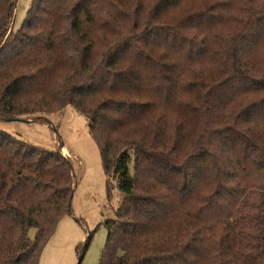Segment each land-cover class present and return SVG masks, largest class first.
<instances>
[{"label":"trees","instance_id":"16d2710c","mask_svg":"<svg viewBox=\"0 0 264 264\" xmlns=\"http://www.w3.org/2000/svg\"><path fill=\"white\" fill-rule=\"evenodd\" d=\"M16 3L0 120L86 117L120 194L100 264H264V0H33L14 31ZM74 184L0 130V264H39Z\"/></svg>","mask_w":264,"mask_h":264},{"label":"rangeland","instance_id":"374dc122","mask_svg":"<svg viewBox=\"0 0 264 264\" xmlns=\"http://www.w3.org/2000/svg\"><path fill=\"white\" fill-rule=\"evenodd\" d=\"M33 0H17L12 27H22ZM0 130L47 150H64L74 176L71 211L42 248L39 264H100L108 238L105 223L114 218L120 194L109 187L100 152L88 121L72 106L61 113L0 120ZM35 229L29 232L35 238Z\"/></svg>","mask_w":264,"mask_h":264},{"label":"crops","instance_id":"0c3cea01","mask_svg":"<svg viewBox=\"0 0 264 264\" xmlns=\"http://www.w3.org/2000/svg\"><path fill=\"white\" fill-rule=\"evenodd\" d=\"M65 151H66V150H64L63 155H68V154H67V151H66V153H65Z\"/></svg>","mask_w":264,"mask_h":264},{"label":"bare ground","instance_id":"6f19581e","mask_svg":"<svg viewBox=\"0 0 264 264\" xmlns=\"http://www.w3.org/2000/svg\"><path fill=\"white\" fill-rule=\"evenodd\" d=\"M65 153H66V151H65Z\"/></svg>","mask_w":264,"mask_h":264}]
</instances>
